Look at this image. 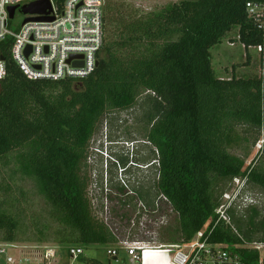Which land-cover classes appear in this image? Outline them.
Wrapping results in <instances>:
<instances>
[{"label": "trees", "instance_id": "obj_1", "mask_svg": "<svg viewBox=\"0 0 264 264\" xmlns=\"http://www.w3.org/2000/svg\"><path fill=\"white\" fill-rule=\"evenodd\" d=\"M249 2L264 4L181 0L142 12L105 0L98 65L81 79H30L10 58V41L0 43L6 61L0 79V164L12 162L14 172L31 178L50 205L59 221L52 242H116L92 214L84 163L103 114L131 108L143 93L146 141L157 156L153 188L178 217L177 236L168 235L165 243L208 231L234 178L245 176L246 189L255 185L264 191L263 168L245 165L228 151L239 139L237 126L264 129V76L219 78L210 52L237 28L240 43L261 46L264 60V28L249 15ZM10 210L0 204V242H49L44 225L35 236L19 238L18 217ZM247 210L251 215L242 224L230 209L232 226L218 222L209 240L225 245L242 264H258V251L243 246L264 243V218L254 220L257 204ZM252 232L261 233L258 240ZM78 260L103 264L85 256Z\"/></svg>", "mask_w": 264, "mask_h": 264}, {"label": "rangeland", "instance_id": "obj_2", "mask_svg": "<svg viewBox=\"0 0 264 264\" xmlns=\"http://www.w3.org/2000/svg\"><path fill=\"white\" fill-rule=\"evenodd\" d=\"M108 1L124 5V8L149 12L181 0ZM14 21L18 26V20ZM13 23L11 21V24ZM12 29L17 30L15 27ZM210 52L211 64L219 78L228 79L233 75L237 77L264 75V60H262L261 52L255 47L245 48L238 40L237 28L221 43L211 48ZM147 99L146 93H143L131 108L107 111L103 114L101 123L89 142L83 172L87 178L86 194L91 204L92 214L103 222L113 235L115 234L116 240L124 237L123 233L127 232L131 218L133 224L131 234H136L138 239L150 240L158 244L164 242L170 234L177 236L178 217L174 211L170 210L168 203L164 202L165 200L160 195L155 194L154 188H151L156 177V166L152 162L157 156L154 147L146 141ZM235 131L239 139L233 140L228 151L242 158L245 165H259L264 170V129L256 130L239 125ZM13 168L12 162L8 166L0 164V204L6 210L11 209L10 211L16 213L20 229L19 238L35 236L37 233L35 229L44 225L48 227V231L43 232L49 238V242H11L16 248L9 249L10 255L16 259L19 255H26L31 261L37 262L45 248L51 247L57 251L58 262L74 264L75 262L65 253L68 247L75 246V244L51 241L59 221L54 216L52 217L50 205L37 192L34 181L14 172ZM246 192L253 195L259 207V213L255 215L254 220H262L264 218V191L253 185L251 188L247 187ZM138 195L144 199L142 201L145 204L154 201L153 206H155V203H158L161 213L166 217L154 218L153 214L149 221V216H144L145 212L143 214L140 212V203L134 201ZM127 204L133 206L132 210L130 206H126ZM236 215L241 216L242 224H246L251 214L247 210L238 212ZM259 235L261 233H251L254 240H258ZM248 244L252 242L244 243V245ZM76 246L81 247L80 244ZM112 247L115 248L116 245L112 243L90 244L82 247L83 256L97 259L103 264H138L131 261L127 255H125V260L115 263L106 254V250Z\"/></svg>", "mask_w": 264, "mask_h": 264}, {"label": "built area", "instance_id": "obj_3", "mask_svg": "<svg viewBox=\"0 0 264 264\" xmlns=\"http://www.w3.org/2000/svg\"><path fill=\"white\" fill-rule=\"evenodd\" d=\"M36 1L41 0H0V43L10 41V58L30 79L60 81L81 79L90 75L97 66V55L103 44L105 0H63L60 4L58 0H48L49 7L44 9V13L31 14L22 11L24 7ZM10 7H15L12 18ZM247 10L254 21L264 28V4L249 2ZM29 17L41 19L23 22ZM16 19L18 26L14 21ZM11 21L14 23L11 24ZM255 48L261 52V46ZM1 56H4L2 46L0 79L6 75V61L5 58L1 59ZM245 183V176L236 177L231 181L215 210L214 224L208 231H198L191 240L155 244L150 240L138 239L136 234H131L133 224L130 218V226L127 232L123 233L124 237L116 240V247L107 249L106 254L116 259L119 251L123 250L131 261L139 263L147 254L161 251L169 256L170 264H242L225 245L209 240V235L218 222L231 225L228 212L230 209L238 213L256 205L253 195L246 192ZM161 197L167 202L164 196ZM153 214L154 218L166 217L161 213L158 203L152 211L143 215L149 216L150 221ZM82 247L84 246L75 245L66 249V256L71 258L74 264H85L78 260L83 255ZM243 247L258 251V264H264V243L254 241ZM12 248H16L15 244L0 242V264H64L57 261V251L51 247L45 248L37 262L31 261L26 255L14 258L9 253Z\"/></svg>", "mask_w": 264, "mask_h": 264}, {"label": "crops", "instance_id": "obj_4", "mask_svg": "<svg viewBox=\"0 0 264 264\" xmlns=\"http://www.w3.org/2000/svg\"><path fill=\"white\" fill-rule=\"evenodd\" d=\"M161 243H165V241ZM123 252L124 251L121 250V252L118 253L116 259H113L115 263H119L120 261L125 260V255L127 254L125 252L124 254H122ZM140 264H169V256H167V254H165L164 252L157 253V254H154V252L149 253L144 257V259H141Z\"/></svg>", "mask_w": 264, "mask_h": 264}, {"label": "water", "instance_id": "obj_5", "mask_svg": "<svg viewBox=\"0 0 264 264\" xmlns=\"http://www.w3.org/2000/svg\"><path fill=\"white\" fill-rule=\"evenodd\" d=\"M49 7V1L48 0H41V1H36L31 3L30 5H28L27 7H24L22 9V11L24 13H37V14H41L44 13V9ZM15 7H10L9 11H10V17H13V12H14ZM41 19L40 17H29V18H25L23 22H26L28 20H38ZM4 56H1V59H3ZM98 65V61L96 63Z\"/></svg>", "mask_w": 264, "mask_h": 264}, {"label": "flooded vegetation", "instance_id": "obj_6", "mask_svg": "<svg viewBox=\"0 0 264 264\" xmlns=\"http://www.w3.org/2000/svg\"><path fill=\"white\" fill-rule=\"evenodd\" d=\"M152 164H153V162H152ZM151 165V164H150ZM151 188L153 189V184H152V186H151ZM139 196V195H138ZM138 196H136V199H134V201L136 200V202L138 201L139 203H140V207H139V210H140V212H142V214H143V212H148V211H152L153 210V208H154V206H153V203H154V201H152L150 204H145L142 200H144V199H142L140 196L138 197ZM145 196V195H144ZM143 196V197H144ZM145 202H147V201H145ZM131 204V203H130ZM130 204H127L126 206H130L131 207V210H132V208H133V206H131Z\"/></svg>", "mask_w": 264, "mask_h": 264}, {"label": "bare ground", "instance_id": "obj_7", "mask_svg": "<svg viewBox=\"0 0 264 264\" xmlns=\"http://www.w3.org/2000/svg\"><path fill=\"white\" fill-rule=\"evenodd\" d=\"M157 253H163V252H161V251H160V252H159V251H157V252H154V254H157ZM169 264H170V262H169Z\"/></svg>", "mask_w": 264, "mask_h": 264}]
</instances>
